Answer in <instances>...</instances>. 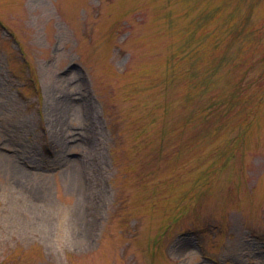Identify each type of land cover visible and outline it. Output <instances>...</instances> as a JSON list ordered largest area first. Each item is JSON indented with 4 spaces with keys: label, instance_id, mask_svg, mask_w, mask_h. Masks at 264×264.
<instances>
[{
    "label": "rangeland",
    "instance_id": "374dc122",
    "mask_svg": "<svg viewBox=\"0 0 264 264\" xmlns=\"http://www.w3.org/2000/svg\"><path fill=\"white\" fill-rule=\"evenodd\" d=\"M0 264H264V0H0Z\"/></svg>",
    "mask_w": 264,
    "mask_h": 264
}]
</instances>
